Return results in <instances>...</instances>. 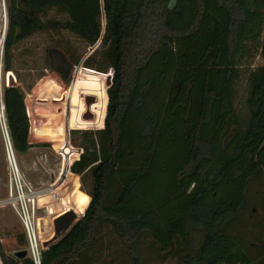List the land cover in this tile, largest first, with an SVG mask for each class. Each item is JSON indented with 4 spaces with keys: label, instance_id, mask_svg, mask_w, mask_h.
I'll return each mask as SVG.
<instances>
[{
    "label": "trees",
    "instance_id": "obj_1",
    "mask_svg": "<svg viewBox=\"0 0 264 264\" xmlns=\"http://www.w3.org/2000/svg\"><path fill=\"white\" fill-rule=\"evenodd\" d=\"M6 1L4 74L13 46L50 8L68 16L54 27L89 45L101 40L112 69L103 126L72 131L83 153L71 171L90 182L89 203L42 249L41 264H93L109 249L107 227L132 264H145L144 244L163 258L191 233L200 239L186 248L184 264H264L263 248L252 256L233 234L250 182L264 173V0ZM49 55L65 80L67 62ZM256 57L263 64L253 67ZM2 98L13 150L25 153L32 145L23 87L2 82ZM62 125L56 134L45 125L39 131L59 140ZM16 240L25 245L23 230ZM22 250L8 253L0 241L2 264H34L16 256Z\"/></svg>",
    "mask_w": 264,
    "mask_h": 264
},
{
    "label": "rangeland",
    "instance_id": "obj_2",
    "mask_svg": "<svg viewBox=\"0 0 264 264\" xmlns=\"http://www.w3.org/2000/svg\"><path fill=\"white\" fill-rule=\"evenodd\" d=\"M2 2L3 16L5 15L7 26V1L2 0ZM66 19H68L67 14L57 8H50L41 14V27L13 46L11 70L7 74L3 72L4 42L0 46L1 87L2 82L8 85V78L11 76L15 84L22 86L24 90V103L30 124L28 141L32 146L25 153L14 151V155L25 180L42 194L39 203L45 206L38 211L39 215L46 217L43 221L45 232L41 236L42 243L54 234L50 223L51 217L55 214L53 212L61 208H63L62 212L74 208L79 214L77 219L82 216L90 200V195L84 190V186L89 188L90 182L87 179L86 184L83 185L81 176L71 171L66 176L63 175L62 159L52 147V144L59 141L55 140L53 137L55 135L48 137L40 134L39 129L45 125L48 126L50 133L56 134L57 125L64 126L67 118L77 115L78 119L83 121L82 115L90 111L86 103L83 105L78 100L77 93L83 90L87 92L86 96L94 98V102L102 100V93L98 90L107 88L109 84L106 83V79L111 71V66L105 57L106 48L103 47L101 40L89 45L86 40L69 29L54 27V22ZM2 22L1 15V28ZM54 51L59 52L67 62L68 70L65 72V80L49 67L51 60L49 54ZM87 58L90 59V68L84 63ZM261 64L263 60L256 57L253 67ZM66 91L70 100L67 106L70 105L72 108L70 114H66V111L62 112L57 104L59 103L57 99H64ZM243 91L245 87L240 91L244 96ZM94 93L99 94V99L92 96ZM242 106V101H238L237 109L243 110ZM84 130L96 131L95 129ZM70 137L72 143L78 146L80 134L71 133ZM7 181L8 162L0 132V241L9 253L18 247H25L26 250V239L25 245H18L16 235L22 233L23 229L14 211L5 203ZM246 197V206L235 216L233 234L241 239L246 251L249 250L252 256H256L262 248L264 249V173L250 182ZM102 238L105 248L109 249L98 250L93 264H132L128 259L126 247L121 244L110 228L103 230ZM199 239L200 236L197 233H191L187 237L186 244L176 241L174 250L176 252L178 250L177 253L166 254L163 258L154 253L152 246L147 250V244H144L146 245V252L143 255V258L146 257L145 264H184L186 248L196 246ZM146 242L149 244L150 241ZM115 253L116 261L109 262Z\"/></svg>",
    "mask_w": 264,
    "mask_h": 264
},
{
    "label": "built area",
    "instance_id": "obj_3",
    "mask_svg": "<svg viewBox=\"0 0 264 264\" xmlns=\"http://www.w3.org/2000/svg\"><path fill=\"white\" fill-rule=\"evenodd\" d=\"M6 18L5 15L3 17V25L1 28L0 41L1 46L4 42L5 32H6ZM100 41V40H98ZM97 41V42H98ZM96 42V43H97ZM95 43V44H96ZM92 48V46H91ZM93 49V48H92ZM87 68V67H86ZM88 71H92V69H87ZM112 76V75H111ZM93 80V79H89ZM98 81V80H96ZM94 82V81H93ZM75 83V81H74ZM107 83V79H106ZM108 87V86H107ZM102 93V100H97L96 102H92L88 105L89 114L92 116L90 119H84L83 121L76 117V121L73 123L67 118L65 125L63 126V134L58 140L59 142L56 144H52L53 149L60 155L63 163V175L66 176L67 173L71 171L72 164L76 161L80 155L83 153V148L80 145H74L71 140V133L74 130H84V129H95L98 130L104 124V116L106 113V101H108L107 88H101L98 92ZM87 92H83V90L77 93L78 100L84 105L86 101L89 99ZM92 96H96L99 99V94L94 93ZM67 91L64 94V99H57L59 103V108L62 112L66 111V114H70L72 111L71 106H67L68 101ZM94 105H97L96 107ZM98 108V109H97ZM4 105L2 98V90L0 87V132L2 134L6 157L8 162V181H7V196L5 198V203L10 206V208L14 211L16 217L18 218L23 233L26 239V251L28 256L31 258L34 264H41V251L43 249L41 238L42 234L45 232L43 230V221L46 217L39 215L38 211L43 209L45 205H41L39 203L41 192L35 187L27 182L24 178L23 173L18 167V164L15 159L14 150L11 144V140L9 137V132L7 129V125L4 118ZM99 110L100 112H97ZM37 136V135H36ZM56 140V139H55ZM72 172V171H71ZM48 208V206L46 205ZM63 208L56 210L55 213L51 217V225H54L53 220L63 214ZM0 264H2L0 259Z\"/></svg>",
    "mask_w": 264,
    "mask_h": 264
},
{
    "label": "water",
    "instance_id": "obj_4",
    "mask_svg": "<svg viewBox=\"0 0 264 264\" xmlns=\"http://www.w3.org/2000/svg\"><path fill=\"white\" fill-rule=\"evenodd\" d=\"M111 75H112V69L109 72V75H108V78H107V84L110 83ZM13 85H15V81H14V79L11 76H9V78H8V86H13ZM93 101H94V98L90 97L86 101V105L88 106ZM91 117L92 116L87 111L83 115V118H85V119H90ZM77 217L78 216H77L76 212L73 209H69L66 212H64L63 214L57 216L53 220L54 234L49 240L44 241L42 243L43 248H46L51 243H53V242L57 241L58 239H60L70 229L72 224L76 221ZM25 255H27V251L26 250H22V251L16 252V256L17 257H23Z\"/></svg>",
    "mask_w": 264,
    "mask_h": 264
},
{
    "label": "bare ground",
    "instance_id": "obj_5",
    "mask_svg": "<svg viewBox=\"0 0 264 264\" xmlns=\"http://www.w3.org/2000/svg\"><path fill=\"white\" fill-rule=\"evenodd\" d=\"M1 15H2V21H3V2H2V0H0V19H1ZM3 23V22H2ZM0 35H1V28H0ZM0 46H1V41H0ZM0 50H1V48H0ZM0 73H1V65H0ZM0 87H1V78H0ZM2 88V87H1ZM0 116H2L1 114H0ZM69 209H73L75 212H76V214H77V216H79V214H78V212L76 211V209H74V208H69ZM69 209H66L65 211H67V210H69ZM64 212V211H63Z\"/></svg>",
    "mask_w": 264,
    "mask_h": 264
},
{
    "label": "crops",
    "instance_id": "obj_6",
    "mask_svg": "<svg viewBox=\"0 0 264 264\" xmlns=\"http://www.w3.org/2000/svg\"><path fill=\"white\" fill-rule=\"evenodd\" d=\"M110 261V260H109Z\"/></svg>",
    "mask_w": 264,
    "mask_h": 264
}]
</instances>
